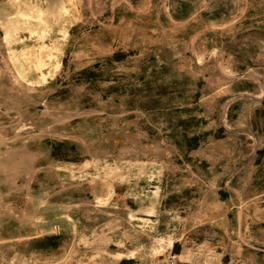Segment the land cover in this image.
<instances>
[{
  "label": "rangeland",
  "instance_id": "obj_1",
  "mask_svg": "<svg viewBox=\"0 0 264 264\" xmlns=\"http://www.w3.org/2000/svg\"><path fill=\"white\" fill-rule=\"evenodd\" d=\"M0 264H264V0H0Z\"/></svg>",
  "mask_w": 264,
  "mask_h": 264
}]
</instances>
